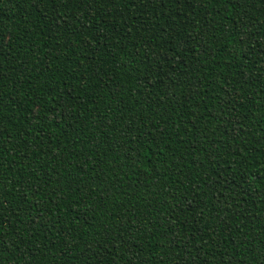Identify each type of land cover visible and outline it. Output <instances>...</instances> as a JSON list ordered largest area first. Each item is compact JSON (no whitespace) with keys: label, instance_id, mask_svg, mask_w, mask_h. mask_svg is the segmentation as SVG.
I'll return each instance as SVG.
<instances>
[{"label":"trees","instance_id":"16d2710c","mask_svg":"<svg viewBox=\"0 0 264 264\" xmlns=\"http://www.w3.org/2000/svg\"><path fill=\"white\" fill-rule=\"evenodd\" d=\"M0 264H264V0H0Z\"/></svg>","mask_w":264,"mask_h":264}]
</instances>
